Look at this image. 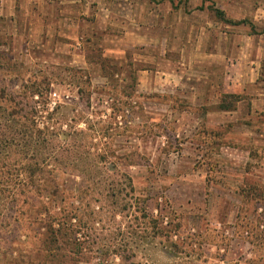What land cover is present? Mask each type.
I'll return each instance as SVG.
<instances>
[{
	"label": "rangeland",
	"instance_id": "rangeland-1",
	"mask_svg": "<svg viewBox=\"0 0 264 264\" xmlns=\"http://www.w3.org/2000/svg\"><path fill=\"white\" fill-rule=\"evenodd\" d=\"M11 3L16 7L15 22L1 13ZM11 3L0 0V41L19 62L12 71L18 78L11 86L19 90L34 78L42 80L40 87L47 89L45 110L52 112L59 104L55 119L82 116L71 129L62 126L72 147L56 157L60 166L82 165L81 153L90 141L92 148L106 152L111 142L114 156L100 161V166L115 160V171L127 174L134 188L133 195L88 198V208L74 200L82 213L73 223L80 220L85 226L83 255L78 261L70 254L50 264H264V102L253 107L252 95L217 94V103L201 105L206 95L197 96L201 83L191 80L192 84H177L179 89L171 92L137 89L125 62L121 73L109 79L100 76L108 67H91L90 85L96 91L87 111L77 95L78 88L86 86L72 72L78 67L70 65L67 55L29 50L25 13L31 5L27 0ZM238 28L253 30L248 25ZM203 66L201 58L195 59L189 77L199 78ZM171 80L169 85L174 86L177 81ZM223 107L229 110L219 112ZM87 125L99 130L97 138L91 131L78 132ZM99 134H111L112 140ZM119 172L102 183L125 184ZM61 180L69 189L79 182L71 175ZM5 203L0 198V221L9 222L16 210L13 206L8 210ZM137 206H143L146 217L136 211ZM31 207V215H36L41 206L36 202ZM22 230L0 227V264H18L11 258L34 255L5 249L19 247ZM38 260L31 262H44Z\"/></svg>",
	"mask_w": 264,
	"mask_h": 264
},
{
	"label": "crops",
	"instance_id": "crops-1",
	"mask_svg": "<svg viewBox=\"0 0 264 264\" xmlns=\"http://www.w3.org/2000/svg\"><path fill=\"white\" fill-rule=\"evenodd\" d=\"M27 1L31 51L67 55L70 65L82 69L100 58L123 59L137 67V89L171 92L196 81L197 96L206 95L201 105L217 103V94L252 95L253 107L264 102V0ZM1 13L17 20L12 3ZM241 20L246 22L231 23ZM245 25L253 30L238 28ZM200 58L205 66L193 79V61Z\"/></svg>",
	"mask_w": 264,
	"mask_h": 264
},
{
	"label": "trees",
	"instance_id": "trees-1",
	"mask_svg": "<svg viewBox=\"0 0 264 264\" xmlns=\"http://www.w3.org/2000/svg\"><path fill=\"white\" fill-rule=\"evenodd\" d=\"M217 13L221 15L220 12ZM245 22V20L231 21L234 24ZM6 45V42L0 41V198H4L5 205L10 206L8 210H11L13 206L16 215L9 222L0 221V227L12 226L15 230L23 229L20 236H24V241L19 240L17 248L10 246L5 249L11 253L30 252L34 254L24 256L26 259L11 258L13 263L18 264H33L32 259H37V263L41 261L38 259H43L42 264H50L55 261H63L70 254V259L78 261L83 255L85 226L80 220L73 223L79 212L82 213L79 206H74V200L88 208L90 205L88 198L95 195L113 198L124 192H126L125 196L133 195L134 188L129 176L119 171L120 177L126 180L125 184L117 186L118 183L110 182L107 185L102 183L107 179H113L118 173L114 167L115 160L111 159L109 163L105 161L100 166V161L114 156L111 142L107 146L109 152L99 149L100 152L91 147L94 144L90 141L87 145L88 148L81 153V161H84L82 165L79 167L74 165L71 168L60 166L56 157L72 147L66 140L67 137L62 126L71 129L72 125L81 121L82 116L79 114L77 120L74 118L70 120L55 119V111L60 105L55 106L52 112L45 110L44 105L47 104L48 99L47 89L44 90L39 85L42 80L35 82L34 78L30 84H21L19 90L14 89V86L11 85H14L18 77L12 71L19 62L16 57L11 56L5 50ZM112 61L113 64H111ZM94 63V66H98L102 70L106 67L109 68V71L104 70L100 75L108 79L121 73L119 70L125 66L123 59L108 57L94 60ZM127 64L130 67V77L134 86L137 67L133 66L131 62ZM90 69L91 67L72 69L73 71L68 69V71L77 74L81 83L86 86L78 88L77 95L85 103L82 105L87 111L90 107V96L96 91L90 85ZM41 105L43 107L40 108ZM222 110H229V107H223ZM45 111L47 114L43 116ZM113 117L115 120V114ZM44 119L46 121H43ZM86 131H91L92 138H97L99 133L95 126L90 128L88 125L86 129L78 132L82 134L87 133ZM110 135L101 134L100 136L112 140ZM54 141H58V148ZM89 148L94 152L89 151ZM105 164H107L106 167ZM63 175L78 177L77 186L69 189L65 185L66 181L61 180ZM44 198H47L46 203H43ZM95 200L99 199L96 197ZM36 202L41 207L37 208L36 215H31V206H36ZM142 207L137 206L136 211L146 217L145 209ZM41 211L45 212L44 217L39 216Z\"/></svg>",
	"mask_w": 264,
	"mask_h": 264
}]
</instances>
